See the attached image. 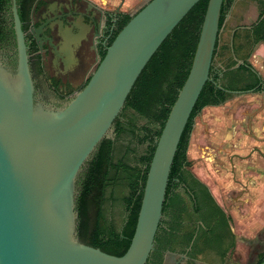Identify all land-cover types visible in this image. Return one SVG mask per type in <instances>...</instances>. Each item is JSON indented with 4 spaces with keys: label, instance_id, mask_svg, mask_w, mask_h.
I'll return each instance as SVG.
<instances>
[{
    "label": "water",
    "instance_id": "95a60500",
    "mask_svg": "<svg viewBox=\"0 0 264 264\" xmlns=\"http://www.w3.org/2000/svg\"><path fill=\"white\" fill-rule=\"evenodd\" d=\"M199 1L149 0L106 47L87 84L56 108L36 95L12 0L15 50L9 58L0 55V264L147 263L178 145L209 81L224 0H208L190 70L156 141L135 230L122 256L78 240L77 181L101 141L111 138L147 63Z\"/></svg>",
    "mask_w": 264,
    "mask_h": 264
},
{
    "label": "trees",
    "instance_id": "16d2710c",
    "mask_svg": "<svg viewBox=\"0 0 264 264\" xmlns=\"http://www.w3.org/2000/svg\"><path fill=\"white\" fill-rule=\"evenodd\" d=\"M33 1H16L22 23V4ZM234 1L224 0L222 4L220 30ZM207 3L208 0H200L161 44L127 97L113 124L112 137L101 141L82 169L76 196L77 237L81 243L116 257L128 249L156 141L190 70ZM10 6L11 0H0L1 46H11L14 41ZM240 12L230 23L234 30L233 56L226 45L218 50L217 39L209 81L192 111L173 160L162 220L146 264H161L166 251L173 252L180 246L190 247L193 255L213 251L222 258L235 247L227 217L208 187L191 173L187 149L194 119L204 108L225 104L232 98L231 92L264 93V81L249 62L255 46L264 44V0H248ZM130 19L128 14L120 16L108 46ZM218 51L223 57L226 51L230 53L220 66L214 64ZM104 55L105 51L101 52V59ZM237 61L242 64L235 67ZM178 184L183 185L202 223L196 235H179L185 201L175 192Z\"/></svg>",
    "mask_w": 264,
    "mask_h": 264
},
{
    "label": "flooded vegetation",
    "instance_id": "af4514ba",
    "mask_svg": "<svg viewBox=\"0 0 264 264\" xmlns=\"http://www.w3.org/2000/svg\"><path fill=\"white\" fill-rule=\"evenodd\" d=\"M11 7L12 0L10 11ZM16 7L18 13L17 3ZM22 7L24 19L21 28L28 48L36 95L42 102L50 104L48 96L52 94L55 102L51 104L54 107L60 106L61 102L72 95L75 96L87 84L101 60V52L105 51L115 32L120 16L125 13L120 7L106 10L88 0H34L32 3L22 4ZM14 43L13 41L11 46L0 45V55L3 58H9V54L14 53ZM9 64L12 65L11 61ZM247 125L249 143L253 145L246 154L244 150L242 155L232 153L224 167L228 181L227 186L223 187L228 196L227 210L213 197L228 219L235 246L237 242L233 232L235 220L240 226L249 219L254 221L256 228L253 239L248 240L243 235L241 238L245 245L244 257L241 256L233 261L232 251L235 247L222 258L213 251L193 255L190 247L180 246L173 252L166 251L161 264H260L264 261V183L262 182L264 165L260 167L262 173H259L258 178L255 177L251 185L252 179H249V175L242 177L243 179L237 178L234 163L235 160L248 162L255 155L264 161V134L256 135L254 132L260 133V129L251 126L249 120ZM191 173L193 174L192 170ZM250 189H253L255 194L249 202L247 201L248 203L244 204L243 197L248 195L246 191ZM175 192L180 193L185 201L179 235L192 232L196 235L202 223L197 219L191 200L185 193L183 185L178 184ZM235 204L238 205V209L235 208Z\"/></svg>",
    "mask_w": 264,
    "mask_h": 264
},
{
    "label": "rangeland",
    "instance_id": "374dc122",
    "mask_svg": "<svg viewBox=\"0 0 264 264\" xmlns=\"http://www.w3.org/2000/svg\"><path fill=\"white\" fill-rule=\"evenodd\" d=\"M92 1L95 5H97L100 8L103 7H107L109 10L112 9H116L120 3L121 0H102L104 2H102L101 0H90ZM149 0H132L131 1V6H128L126 8V13L130 16L134 15L138 10H140ZM233 7L230 8V11L228 14H238L239 10L241 8V5L239 6L237 4V6L232 5ZM224 29L221 30L220 35H219V42H218V50H220V48L224 45H226V47H229L231 42H230V29L227 28V23L224 25L223 27ZM241 35H244L243 33H241ZM256 47V46H255ZM255 50V48H254ZM253 50V51H254ZM220 51H218L217 56L214 59V64L216 66H220L221 60L226 59L228 56H230V53L228 51H226L224 53V57L220 55L219 53ZM231 55L233 56L232 52ZM52 95V94H51ZM48 96L50 97V101L51 103L54 104V98L52 96ZM250 94L249 93H244L241 95H232L231 99H242L240 101V108L242 109V111L246 112L247 115H245V122L244 125H241L239 127V129L237 130V132L233 131V127L232 125L229 126H225L224 127V134L226 137L225 139L222 140H218L219 138V134H217V132H214L213 129H206L205 123L206 121L203 119L201 120V114L198 115L195 119H194V124L192 127V131H191V135H190V140H189V146L187 149V158L192 159V163L193 164V172L195 174V169H204L206 176H211L214 184L216 185V190L218 191L217 194L215 193L216 190L213 189V187L211 188L210 191H212V195L214 193V195H216V197H218V199H221L222 201V205L223 207L226 209V203H228L227 199V193L224 192L223 187L227 184V177H226V162L227 159L232 155V153L235 154H240L242 155L243 150L244 153L246 154L247 151L250 149V139L248 138V131H247V124H248V115H250L252 112L249 111V109L251 107H253V104H258L259 106H261V98L260 95L258 94L257 96H255L256 98H252L250 99V102H247V98ZM74 97V95H72L71 97L67 98L66 100H64L63 102L60 103V106H57L56 108H60L63 107L65 104H67L70 99H72ZM53 98V100L51 99ZM244 99V100H243ZM49 104L52 105L53 104ZM141 123H143V121H141ZM202 124V126L200 125ZM210 130L214 133L213 136H210ZM218 130V129H217ZM256 135H260L262 136L261 132L259 133L258 131L254 132ZM112 137V135H111ZM121 143H117V147H119ZM236 146V147H235ZM206 147H210L209 150L211 151L210 153H207L206 155H204L202 158L198 157L197 160H194L196 155H198L201 151L206 152ZM214 147L219 148V150H215ZM242 151H241V150ZM215 150V151H213ZM214 152V153H213ZM213 153V154H212ZM216 154V155H214ZM215 156V157H214ZM211 160V162L208 163H204L206 160ZM235 165H236V170H237V178L239 177H246V175L249 177V179H253L252 182L254 183V179L255 177L258 178L259 173H262V169H260V167H263L264 165V161L261 160L259 157H257L256 155L254 156V158H252L250 161L248 162H243V161H234ZM215 173H217V175H215ZM263 174V175H262ZM261 175L264 176V172ZM203 175V174H202ZM204 176V175H203ZM219 177V178H218ZM243 179V178H242ZM262 182L264 183V177L262 178ZM227 186V185H226ZM214 197V196H213ZM217 199V200H218ZM216 200V199H215ZM216 200V201H217ZM218 202V201H217ZM236 206V204H235ZM236 209H238V205L235 207ZM227 210V209H226ZM235 223L237 224V220H235ZM237 247V245H236ZM253 252V251H252ZM252 252L250 253V255L252 256ZM243 256V248H241V245H238V248L235 249L234 251H232V257L234 258L233 261H236L237 259H239V257Z\"/></svg>",
    "mask_w": 264,
    "mask_h": 264
},
{
    "label": "crops",
    "instance_id": "0c3cea01",
    "mask_svg": "<svg viewBox=\"0 0 264 264\" xmlns=\"http://www.w3.org/2000/svg\"><path fill=\"white\" fill-rule=\"evenodd\" d=\"M88 1H90V0H88ZM131 1L132 0H121V3H120V5L118 7L121 8V11L123 13L127 14L125 10H126V8L128 6H131L130 5ZM102 2H104V1H102ZM247 2H248V0H235L233 5H235V6H237V4L239 6L241 5L239 13L238 14H234V15L228 14L226 16L225 24L227 23V28L230 29V37H231L230 42L232 44V47H231V44H230L229 48L231 49V52H232V48H233V34H234V30L230 28V23L233 21V19L237 15L241 14L240 11H241V9L243 7L246 6ZM103 8H105L106 10H109L107 7H103ZM223 29L224 28H222L221 30H223ZM221 30H220V32H221ZM219 35H220V33H219ZM218 38H219V36H218ZM249 62L254 67V69L256 71H258L259 75L262 77V79L264 81V44L263 43H259L255 47V50L253 51V53H252V55H251V57L249 59ZM249 94L250 95L246 99L247 102H250V99L256 98L255 96L258 95V94H255V93H249ZM259 95H260V98H261V101H262L261 102V106H259L258 104H253V107H251L249 109V111H251L252 113L250 115H248L247 117L249 119L250 125L258 127L260 129L261 134L263 135L264 134V94L259 93ZM241 100L242 99H237V100L230 99L225 104H223L221 106L206 107L200 112L201 120L204 119L206 121L204 127L206 129H210L211 128V129L214 130V132H217V134H219V138H218L219 141L222 140V139L226 140V137H225V134H224V127L225 126H227V125L231 126L232 125L233 131L237 132L239 127L241 125H244L245 117H246L245 115H247V114H246V112L242 111V109L240 108L241 107L240 106V101ZM200 125L202 126V124H200ZM210 132H211L210 136L212 137L214 133L211 130H210ZM209 148L206 147V152L201 151L198 155H196L194 160H197L198 157L202 158L207 153H210L211 151L209 150ZM214 149L215 150L216 149L219 150V148H217V147L216 148L214 147ZM215 150H213V151H215ZM214 155H216V154H214ZM189 162L192 163V159H189ZM208 162H211V160L207 159L204 163H208ZM191 170H192V172L194 171L193 170V164H191ZM204 171H205L204 169H195V176L202 183H204L210 190H211L212 187H213V189L216 190L217 189L216 185L212 181L214 179H212V177L209 176V175L206 176L207 172L205 173ZM193 174H194V172H193ZM215 175H217V173H215ZM251 185H253V182H251ZM210 192H212V191H210ZM215 193L219 194L217 190H216ZM246 193H248V195H244V197H243L244 204L247 201L249 202V200L252 199L251 197H253V195L255 194L253 189L247 190ZM213 196H214V198L216 200L218 199V197H216V195H214V193H213ZM217 201H218L217 203L221 207H223L221 199H218ZM244 209H245V213H246V207ZM233 226H234L233 227V232L235 233V235L237 237L236 238L237 247L235 246V249L238 248V245H241V248H243V246H245V245H244V242L241 240L242 235L248 240L253 239L255 228H256V226L254 224V221L249 219L242 226H240V224H238V223L237 224L235 223V225H233ZM243 257L244 256H242V258Z\"/></svg>",
    "mask_w": 264,
    "mask_h": 264
}]
</instances>
